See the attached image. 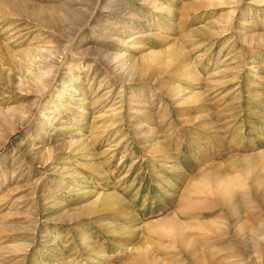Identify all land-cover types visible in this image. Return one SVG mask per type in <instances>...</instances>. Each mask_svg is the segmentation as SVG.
I'll return each instance as SVG.
<instances>
[{"label": "rangeland", "instance_id": "rangeland-1", "mask_svg": "<svg viewBox=\"0 0 264 264\" xmlns=\"http://www.w3.org/2000/svg\"><path fill=\"white\" fill-rule=\"evenodd\" d=\"M2 2L0 264H264L247 186L238 216L211 195L181 214L194 180L264 153V0ZM173 215L191 261L154 234Z\"/></svg>", "mask_w": 264, "mask_h": 264}, {"label": "bare ground", "instance_id": "bare-ground-1", "mask_svg": "<svg viewBox=\"0 0 264 264\" xmlns=\"http://www.w3.org/2000/svg\"><path fill=\"white\" fill-rule=\"evenodd\" d=\"M17 2V1H16ZM6 3V2H5ZM8 3V2H7ZM4 3H0V5H3ZM6 5V4H5ZM10 5V4H9ZM12 5V4H11ZM27 5V6H26ZM14 6V5H13ZM30 6V5H29ZM7 8V6H5ZM15 9L14 11H22L24 14L26 13L28 16H31L32 18L35 19H39L41 21V23H45V25H50L52 24L53 21L56 20V14H55V10L57 11L58 6H46L43 5L42 7H40L39 5L35 7H28V4L26 1H19L16 3V6H14ZM4 8V6H3ZM5 8V9H6ZM11 8V6H10ZM8 9V8H7ZM64 10V9H63ZM10 11V10H7ZM11 13V12H10ZM5 14V13H4ZM10 15V14H9ZM14 15V13H13ZM20 15V13H18V16ZM24 16V15H23ZM26 17V16H25ZM31 19V18H30ZM34 20V19H32ZM158 58V57H157ZM217 141V140H216ZM256 154V153H255ZM260 155V152L258 153ZM257 157V155H255ZM216 166V165H215ZM258 166L260 169V172L258 173ZM211 169V168H210ZM228 169L230 170L231 173H235L233 175H228L225 176L224 178H219V173L220 171L217 169L215 172L213 171H208L205 176L200 177L202 180L199 183H194L197 181H193V184H191L189 186V188L187 189V194L188 197L185 199L182 203V208H184L183 212L181 213L183 216H189L193 213H195L197 210L202 209H208V207H210L211 205H208L209 202L205 200L206 197H208V195H211L214 199V203L215 205H220L222 206V208H226L225 210H227L228 214L230 216L236 215L238 216V212L236 211L234 213V210L237 208L233 205V202H236L238 195L235 192L234 186L240 187L242 188L243 186H247L248 189V194L253 198L254 201H256L255 204H253L255 207L257 206L258 211L256 212L257 215H254L252 217H247L245 218V222H248L250 224L251 227H249L248 233L250 234V238L252 239V241L256 242V241H261L263 240L264 242V224H262L261 222V217H263L262 215H264V153L261 154V157L259 158H255L254 156H244L242 158H234L228 165ZM212 170V169H211ZM224 170V169H223ZM227 170V169H226ZM226 173V172H225ZM239 174H243L245 175L244 178L238 176ZM227 174V173H226ZM198 176V175H196ZM194 179V178H192ZM199 179V178H198ZM216 179H227L224 180L223 182H216ZM247 180V181H242V180ZM191 181V180H189ZM245 189L242 188V190ZM246 190V189H245ZM243 190V192L245 191ZM260 190V192H259ZM239 188H238V192H239ZM247 191V190H246ZM186 192V191H185ZM242 192V194H244ZM241 193V192H240ZM246 193V192H245ZM186 194V195H187ZM197 195L196 200H193L194 196ZM202 195L204 196V198H202ZM247 195V196H249ZM108 196V200L113 199L111 196ZM245 196V195H244ZM186 197V196H185ZM202 198V200H199V198ZM183 198V197H182ZM193 198V199H192ZM243 198V197H242ZM107 199V198H106ZM211 199V198H210ZM252 199V198H251ZM250 199V200H251ZM238 200H242V199H238ZM244 200V199H243ZM104 201V199H103ZM245 201V200H244ZM243 201V203H245ZM248 202V201H247ZM253 202V199H252ZM250 203V202H249ZM208 205V206H207ZM214 205V206H215ZM247 205V204H246ZM250 205V204H249ZM252 205V206H253ZM219 206V207H220ZM234 206V207H233ZM237 206V205H236ZM244 206V205H243ZM207 207V208H205ZM246 207V206H245ZM205 208V209H204ZM212 209V207H211ZM209 209V210H211ZM248 209V207H247ZM252 209V208H251ZM255 209V208H254ZM186 210V211H185ZM221 210V207H220ZM223 210V209H222ZM237 210V209H236ZM240 210V209H239ZM247 211V210H246ZM246 211L244 213H246ZM241 212V211H240ZM249 212H251V210H249ZM254 212V211H253ZM254 213V214H256ZM178 214V211H177ZM214 214V213H213ZM224 214V213H223ZM250 214V213H248ZM203 215V214H202ZM241 215V214H240ZM239 215V216H240ZM247 215V213L245 214ZM171 216V215H170ZM206 216V215H205ZM218 216V215H217ZM227 216V215H226ZM225 216V217H226ZM235 216V217H237ZM220 217V216H219ZM228 217V216H227ZM226 217V218H227ZM178 219V218H176ZM237 219V218H236ZM264 219V218H263ZM166 220V219H165ZM180 221V220H178ZM259 221V223L257 222ZM264 221V220H263ZM244 221L241 220H237L238 226L236 227L238 234H239V239L243 238L242 234L245 231V226H247L248 223H243ZM195 226V223H193ZM157 226V224H155ZM154 225V226H155ZM163 225H168V229L169 231H160V230H156L154 231L155 235L158 236H169V237H177V239H175L176 242H178V245L180 247L179 250H182L183 253L186 255L188 261H191L194 257V255L197 256V253L193 254V251L191 250L194 241H196L198 239V235L197 233L194 231L197 229L196 226H198L199 230H211L213 229L211 226H213L211 224V222H200L196 224V228H193L192 226V230L189 231V229L187 230V232L190 234L189 236L191 237V239H185L184 237H186L187 232L185 234V229L182 227V224L177 223V221L174 219V215L173 217H168V219L166 220V223ZM181 225V226H180ZM190 225L187 224V226ZM236 225V224H235ZM153 226V225H152ZM185 226V225H184ZM162 227V226H161ZM189 227V226H188ZM153 228V227H152ZM158 228V227H157ZM186 228V227H185ZM235 229V231H236ZM246 230V231H247ZM152 231V229L150 230ZM234 231V230H233ZM245 231V232H246ZM153 233V232H152ZM213 233H215L213 231ZM231 233V231H229V234ZM247 233V232H246ZM148 235V234H147ZM219 235V234H218ZM217 235V236H218ZM205 236V235H204ZM149 237V236H148ZM154 237V236H153ZM200 237V236H199ZM216 237V236H215ZM233 237V236H232ZM161 238V237H160ZM187 238V237H186ZM206 238V237H204ZM208 238V237H207ZM234 238L237 239V233L236 235L234 234ZM152 239V238H151ZM171 239V238H169ZM210 239V238H209ZM214 239V238H213ZM217 239V238H216ZM260 239V240H259ZM200 240V239H199ZM206 240V239H205ZM207 241V240H206ZM212 241V240H211ZM202 242V241H201ZM204 242V241H203ZM213 242V241H212ZM211 242V243H212ZM155 243V242H154ZM175 243V242H174ZM197 243V242H196ZM261 243V242H260ZM250 244V242H249ZM158 245V244H157ZM177 245V244H176ZM198 245V244H197ZM251 245V244H250ZM262 245V243H261ZM194 247V246H193ZM196 247V246H195ZM252 247V246H251ZM197 248V247H196ZM258 249V247H257ZM194 250V249H193ZM197 250V249H196ZM262 250V249H261ZM259 252V250H257ZM204 252V251H203ZM206 253V251H205ZM182 254V253H181ZM263 254V253H262ZM183 255V254H182ZM195 256V257H196ZM205 255H203L204 257ZM209 256V254H208ZM185 257V258H186ZM263 257V256H262ZM145 258V257H144ZM205 258V257H204ZM264 258V257H263ZM153 259V258H152ZM151 261V260H150ZM154 261V260H152ZM212 261V260H211ZM209 263V260H208ZM211 263V262H210ZM150 264V263H149ZM154 264V262H153ZM157 264V263H156ZM213 264V263H212Z\"/></svg>", "mask_w": 264, "mask_h": 264}]
</instances>
